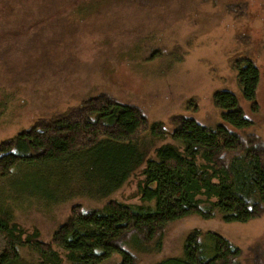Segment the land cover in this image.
<instances>
[{"label": "rangeland", "instance_id": "1", "mask_svg": "<svg viewBox=\"0 0 264 264\" xmlns=\"http://www.w3.org/2000/svg\"><path fill=\"white\" fill-rule=\"evenodd\" d=\"M242 58L261 71L258 111L239 86L234 65ZM221 90L237 94L253 121L245 133L264 139V0H0V144L40 118L104 93L139 106L168 131L178 115L215 127L223 122L214 101ZM166 142L172 139L147 132L138 143L153 154ZM16 168L12 176L0 175V211L13 207L15 220L28 231L39 229L46 241L75 204L88 209L106 201L77 197L46 204L32 193L49 176L56 195L75 191V178L64 169L71 167ZM141 178L138 170L111 198L138 202ZM194 229L217 232L239 246L242 264H264V214L248 222H225L220 215L184 217L167 227L163 250L140 254L137 264L183 255ZM5 244L0 234V254ZM22 252L37 259L29 249ZM120 260L115 255L102 264Z\"/></svg>", "mask_w": 264, "mask_h": 264}, {"label": "trees", "instance_id": "2", "mask_svg": "<svg viewBox=\"0 0 264 264\" xmlns=\"http://www.w3.org/2000/svg\"><path fill=\"white\" fill-rule=\"evenodd\" d=\"M234 66L244 99L258 111L260 68L249 58ZM214 101L222 110V123L210 127L178 115L172 118L173 131H168L163 122H151L139 106L104 93L56 116L40 118L3 141V177L12 176L21 164L71 167L64 169L74 176L75 191L56 195L49 176L44 179L48 183L32 193L46 204L77 197L106 201L88 209L75 204L50 241L42 238L39 229L21 226L13 207L0 211V234L6 243L0 264H102L115 255L120 256L118 264H137L140 254L161 252L167 227L184 217L220 215L225 222L261 217L264 139L245 133L253 121L245 115L237 94L217 91ZM147 132L172 142L148 154L138 143ZM138 170L142 175L137 184L139 201L111 198ZM23 249L37 259L24 257ZM241 255V248L221 234L194 229L185 239L183 255L156 264H242Z\"/></svg>", "mask_w": 264, "mask_h": 264}]
</instances>
